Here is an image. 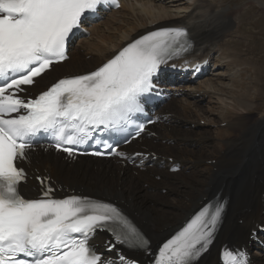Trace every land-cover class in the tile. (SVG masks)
<instances>
[{
    "label": "snow or ice",
    "instance_id": "obj_1",
    "mask_svg": "<svg viewBox=\"0 0 264 264\" xmlns=\"http://www.w3.org/2000/svg\"><path fill=\"white\" fill-rule=\"evenodd\" d=\"M105 3L0 0V264H129L123 254L112 259L98 254L90 243L98 231L112 237L108 251L116 244L150 250V239L111 202L82 195L55 198L51 186L29 199L19 188L26 179L19 162L41 134L69 156L90 141L106 150L91 155L124 156L118 144H102L99 133L125 126L142 112V98L155 87V77L191 47L186 30L162 26L90 73L60 79L35 97L18 95L27 91L22 86L33 85L68 58V42L83 27V18ZM143 130L139 125L136 136ZM222 212L220 203L200 210L162 244L154 264H194L213 242ZM221 259L248 264L239 249L225 248Z\"/></svg>",
    "mask_w": 264,
    "mask_h": 264
},
{
    "label": "bare ground",
    "instance_id": "obj_2",
    "mask_svg": "<svg viewBox=\"0 0 264 264\" xmlns=\"http://www.w3.org/2000/svg\"><path fill=\"white\" fill-rule=\"evenodd\" d=\"M131 2L133 4H130ZM215 2L216 0H124L122 9L127 8V10L138 11L137 7L134 6V3H136L142 6V10L147 11L146 16H139L140 11H138L139 13H132L131 15L134 20L130 18L120 20L113 18L114 20H111L110 18L122 12V9L115 12L105 23L103 22L91 30L93 32L91 38L94 36L92 39L88 38L81 42V46H87V50L90 51L88 53V55H91L90 60L87 61L82 54L76 53L78 56L75 60L78 64L66 73L85 71L88 70L89 66H92L89 69L96 68L126 43L152 30L161 28L162 26L157 23L165 22L166 25L163 24V26L184 27L190 31L191 38L195 43V52L189 58L205 62L208 58L212 59L214 55L218 54L216 63L220 67L218 70H222V68L229 70L225 74H215L214 77L217 76L216 80L208 79L205 82V85L210 88L209 91H198L196 87L189 86L181 88V93H184L183 89H185L188 90L186 92L187 96L192 97L198 94L199 98L204 97L203 95L207 93L222 95L225 89H229L228 92L233 93L236 88L238 90L242 85L234 79L231 80L232 84H225L222 79L231 75L237 77V73H233V67L229 68L232 66H230V63L234 64L236 61H230V58L222 51V48L228 42L222 44L220 42L234 26L233 20L235 18L233 19L228 12L230 9H217ZM255 2L259 5L262 4L264 7L262 0H255ZM182 3L187 6L183 8L178 6L176 7L177 10L188 8L191 11L182 18H173L169 12V5H181ZM128 5H132V7ZM153 7L159 10L152 12ZM127 15L123 16L127 17ZM148 19H150V22ZM104 25L110 30L102 31L101 28ZM151 26H153L152 29L141 32L142 28H150ZM238 30L237 27L236 33H238ZM95 36L97 37L95 38ZM93 39H95V42H92ZM97 58V63L93 64L92 61H96L93 59ZM67 63L68 61H65L63 65L57 67H63ZM49 73H45L40 78L36 86L37 91L44 90L55 81L45 83L48 80ZM178 89L173 88L172 90ZM254 100L256 99L254 98ZM252 104L242 101L238 105L242 110L250 113V110L255 108V105ZM184 106L177 97H174L172 102L161 112L163 123L170 121L169 119L172 118L171 113L179 117V112L182 109L187 111ZM198 111L204 112L203 108ZM205 112L213 113L216 116V111L205 109ZM236 118L235 122L228 123V126L237 133L236 138L224 139L222 145L224 149L219 153H206L205 149L201 150L203 146L201 147L198 143L195 144L198 150L182 146L178 141L180 137L184 140L204 139L206 137L203 136L205 133L202 130L196 131L190 127L182 134L181 128L186 126L184 120L172 122L169 125L172 127L171 132H168V129L162 126L163 123L154 125L156 137L146 138L141 136L136 142H132L127 147L133 153L144 149L145 152H152L157 157L156 162L161 164L157 166L161 167L149 169L144 163L141 167L132 169L133 166L127 162H111L108 164H93L91 161L76 162L66 160L62 156L53 153H34L31 163L28 162L26 166L29 171L49 172L63 190L69 189L86 194L104 195L108 197L107 199L123 207L137 221L151 240L150 254H143V256L130 254L137 259L143 257L145 261L151 260L154 248L174 234L205 199L216 194H221L222 198L227 197L229 207L227 213L223 216L221 229L209 251L198 262L199 264H218L221 248H229L230 245L242 246L243 244L249 248L250 242H252L251 246L258 247L257 240L264 241L263 232H258L257 237H254L252 233L257 226L264 225V117H260L254 123L249 120L246 121L242 113ZM160 128H162L161 131ZM215 133L221 135L218 130ZM223 135H225L224 132ZM162 136L170 140L176 139V143L174 146L168 144L152 145L157 144ZM176 163H180L184 170H188V174L171 175L169 166ZM206 164L208 166H205ZM143 167L146 168V171H142ZM135 174L138 176H135ZM241 174H243V177L237 180ZM155 176H161V181H156ZM148 185L154 188V192L145 190ZM23 187L24 193L28 195L39 192L42 188L41 184L33 178L28 179L27 184ZM163 188H168V192L172 193L170 198H166L161 194ZM153 199L156 200L155 204L152 203ZM159 203L164 206H159ZM258 235H262L261 238ZM101 237L98 236L96 240V243H99L100 246L103 242ZM259 249L261 251L259 253L254 252L256 256L253 254L252 260L255 264H264V248ZM113 254H115V251Z\"/></svg>",
    "mask_w": 264,
    "mask_h": 264
},
{
    "label": "rangeland",
    "instance_id": "obj_3",
    "mask_svg": "<svg viewBox=\"0 0 264 264\" xmlns=\"http://www.w3.org/2000/svg\"><path fill=\"white\" fill-rule=\"evenodd\" d=\"M262 1L264 3V0ZM184 4L185 3H182L181 5H178V4L169 5V12L173 16V18H182V16H184L185 14H188L191 11L188 8L182 9V10L176 9V7L178 6L182 8L186 7L187 5L185 6ZM215 5L217 9H230L231 12L230 11L228 12L231 14L233 19L235 18L233 20L234 26L229 30V32L226 34V36L224 37L223 41L220 42V44H222L223 42H228V44L222 48V51L226 53V55L230 58V61L232 60V61H236V63L238 62L237 64L236 63L232 64L231 62L230 66L231 65L232 66L229 67V68L233 67L232 69L233 73L236 72L237 77H235L234 75H231L230 77H223L224 79H222V82H224L225 84H232L231 80L234 79L235 81H238L240 85L242 86L238 88V90H236L237 89L236 88L234 90L235 92L233 93H229L228 92L229 89H225L223 90L224 95L207 93L203 95L204 97H200V98L198 97V94H195V96H197L198 98L195 96H192V97L180 96L179 100L185 105L184 107L187 109V111H184V109H182L179 112L180 113L179 117L176 114L171 113L172 118L169 119L170 121H168V123L162 124V126L168 129V132H171L172 127L169 125H171L172 122L174 121L181 122L182 120H184L186 122V126H182L181 128L182 134H183V131H185L186 129H189V127L196 131L202 130V132L205 133V135L203 136L204 137L206 136L205 137L206 139L204 138V139H196V140L194 139L184 140L180 137L178 141L182 144V146H185L191 149H197V150H198V147H195V144L198 143L201 147L203 146L201 150L205 149L206 153L210 152L209 154L221 152V150L224 149L222 147L224 143V139H235L236 138L237 133L230 126H228V123L235 122L237 119L236 117L238 115L242 113V115L244 116V119H246V121L249 120L251 123H254L255 121H257V119H259L262 116L264 117V7L262 4L260 5L257 4L255 0H216ZM128 6L132 7V5H128ZM134 6L137 7L140 13L138 11H132L131 9L127 10V8H125L122 10V12H120L119 14H116L115 16L111 18L112 19L114 18L117 20L124 19V18H130L134 20L133 19L134 17H131V15L132 13L136 14L137 12L139 13V16H146L147 11L142 10V6L136 3H134ZM152 9H153L152 12L159 10L154 7ZM240 13H241V16H240ZM123 15H127V17H124ZM176 15L177 17H175ZM148 20L150 22V19ZM157 22H160V21H157ZM157 24H159V26H163V24L166 25L165 22H160ZM146 27L145 29L142 28L141 32H143L144 30H150L153 28V26H151L150 28H146ZM237 27L239 29L238 33H236ZM101 30L109 31L110 29L108 30V27L104 25L101 28ZM98 32L100 33V30ZM96 37L97 36H95V38ZM92 42H95V39H93ZM77 50L78 51L74 52L73 57H71L72 60L70 59L71 63L68 61L69 63L65 64L63 67L60 66L56 68L55 70H52L47 76L48 80L45 83L54 81L57 78H59L58 76H60L61 74H66L67 71H70L72 67L75 68L76 65L78 64V62L75 60V58H77L78 56L76 53L82 54L83 58L84 59L86 58L87 61L90 60L91 55H88L90 51L87 50V46L86 47L81 46ZM217 56L218 54L213 56L214 60H212V63L217 61V58H218ZM93 60H96L95 62L92 61L93 64L97 63L98 58L93 59ZM63 68L65 69L62 70ZM89 68H92V66H89ZM216 70L217 68L215 66L214 74H212V76L210 75L208 79L216 80L217 76L214 77L215 74H219V73L225 74L226 71L229 72V70H227L226 68H222V70L220 69L217 72ZM208 79L206 78V80ZM40 84L42 83L40 82ZM190 87H196L198 91L200 90L209 91L210 89L207 85H205V82L194 84V86L190 85ZM253 97L256 100H254ZM242 101L248 104L253 103L252 105L253 106L255 105L254 106L255 108L250 110V113H248V111L246 112L242 110V108L239 107L240 105H238V104H241ZM200 108H203L204 112L198 111ZM205 109L206 110L209 109L213 112L216 111V116L213 115V113L205 112ZM227 112L231 114H228ZM161 130L162 128H160V131ZM216 130H218V132L220 131L221 135H219L218 133H215ZM223 132L225 135H223ZM163 139H165V141H163ZM175 143H176V139L170 140L169 138H164L162 136V139L157 144H152V145H158V144L167 145L168 144V145L174 146ZM217 144L218 145L220 144V145L218 146ZM149 162H150V159H147V162L146 161L144 162L146 163L147 167H148L147 164ZM185 163H188V162H185ZM153 165L154 164L152 163V165H150L148 168L152 169L153 167H161V166H157V165H161L158 162H156L154 166ZM134 166L132 167V169L136 168ZM205 166H208V165H205ZM169 167H172V166H169ZM90 169L92 170V168ZM188 172H189L188 170H183L179 174H183V173L188 174ZM179 174H176V175H179ZM135 176H138V175L135 174ZM154 179L160 182L162 177L155 176ZM145 190L148 192L149 191L154 192V188H152L150 185H148V187H145ZM90 194L108 198L107 196H104V195H98L94 193H90ZM161 194L166 198H170L172 195V193L168 192V188H163L161 191ZM155 202L156 200L153 199L152 203L155 204ZM159 206H164V205L159 203ZM258 236L259 238H261L262 235H258ZM254 237H257V235L256 236L254 235ZM250 243L252 244V242ZM254 256H256V254H254Z\"/></svg>",
    "mask_w": 264,
    "mask_h": 264
},
{
    "label": "trees",
    "instance_id": "obj_4",
    "mask_svg": "<svg viewBox=\"0 0 264 264\" xmlns=\"http://www.w3.org/2000/svg\"><path fill=\"white\" fill-rule=\"evenodd\" d=\"M170 159V158H169Z\"/></svg>",
    "mask_w": 264,
    "mask_h": 264
}]
</instances>
